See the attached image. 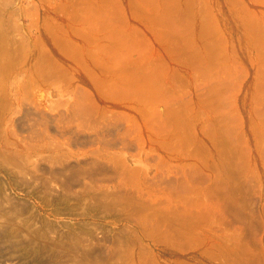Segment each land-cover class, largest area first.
Segmentation results:
<instances>
[{
    "label": "rangeland",
    "instance_id": "rangeland-1",
    "mask_svg": "<svg viewBox=\"0 0 264 264\" xmlns=\"http://www.w3.org/2000/svg\"><path fill=\"white\" fill-rule=\"evenodd\" d=\"M0 5V264H264V0Z\"/></svg>",
    "mask_w": 264,
    "mask_h": 264
},
{
    "label": "bare ground",
    "instance_id": "bare-ground-1",
    "mask_svg": "<svg viewBox=\"0 0 264 264\" xmlns=\"http://www.w3.org/2000/svg\"><path fill=\"white\" fill-rule=\"evenodd\" d=\"M0 6H1V5H0ZM2 10H3V9H2ZM3 13H4V12H3ZM2 17H4V16H2ZM1 20H2V19H1ZM3 21H4V20H3ZM3 30H4V29H3ZM6 30H7V29H6ZM8 44H9V42H8ZM60 159H62V158H60ZM16 167H17V166H16ZM65 169H66V167H65ZM20 172H21V171H20ZM98 172H99V171H98ZM63 174H64V173H63ZM85 174H86V173H85ZM85 174H84V175H85ZM19 176H20V175H19ZM71 180H73V179H71ZM24 181H25V180H24ZM27 183H28V182H27ZM96 189H98V188H96ZM4 190H6V189H4ZM4 193H5V192H4ZM6 194H7V193H6ZM6 194H5V195H6ZM72 194H73V193H72ZM63 196H64V195H63ZM97 197H98V196H97ZM108 197H109V196H108ZM4 198H5V197H4ZM9 198H10V197H9ZM1 199H2V198H1ZM1 199H0V200H1ZM7 199H8V198H7ZM97 200H98V199H97ZM100 200H101V199H100ZM102 200H103V199H102ZM102 200H101V201H102ZM5 201H6V200H5ZM65 201H66V200H65ZM91 201H92V200H91ZM95 201H96V200H95ZM103 201H105V200H103ZM107 201H108V200H107ZM93 202H94V201H93ZM98 202H99V201H98ZM105 202H106V201H105ZM105 202H104V203H105ZM6 203H7V202H6ZM102 203H103V202H102ZM88 205H89V204H88ZM15 206H16V205H15ZM92 206H93V205H92ZM102 206H103V205H102ZM22 207H23V206H22ZM96 207H97V206H96ZM19 208H20V207H19ZM23 208H24V207H23ZM15 209H16V207H15ZM107 209H108V208H107ZM21 210H23V209H21ZM92 210H93V209H92ZM95 210H96V209H95ZM0 211H1V210H0ZM99 212H100V211H99ZM103 212H104V211H103ZM19 213H20V212H19ZM2 214H3V212H2ZM4 214H5V212H4ZM8 215H9V214H8ZM3 216H4V215H3ZM16 216H17V215H16ZM0 217H1V216H0ZM18 218H19V217H18ZM18 218H17V219H18ZM0 219H1V218H0ZM1 220H2V219H1ZM19 220H20V219H19ZM15 225H16V224H15ZM6 226H7V225H6ZM10 226H11V225H10ZM11 227H12V226H11ZM48 227H49V226H48ZM24 229H25V228H24ZM39 233H40V232H39ZM33 236H34V235H33ZM47 236H48V235H47ZM70 236H71V235H70ZM182 236H183V235H182ZM182 236H181V237H182ZM22 237H23V236H22ZM53 237H54V236H53ZM66 237H67V236H66ZM171 237H172V236H171ZM174 237H175V236H174ZM181 237H180V238H181ZM9 238H10V237H9ZM20 238H21V237H20ZM67 238H68V237H67ZM64 239H65V238H64ZM70 239H71V238H70ZM168 239H169V238H168ZM76 240H77V239H76ZM81 240H82V239H81ZM166 240H167V239H166ZM169 240H170V239H169ZM171 240H172V239H171ZM171 240H170V241H171ZM11 241H12V240H11ZM66 242H67V240H66ZM184 242H185V241H184ZM40 243H41V242H40ZM46 243H47V242H46ZM61 243H62V242H61ZM61 243H60V244H61ZM44 244H45V243H44ZM50 244H51V243H50ZM65 244H66V243H65ZM4 246H5V245H4ZM20 246H21V245H20ZM75 246H76V245H75ZM93 248H94V247H93ZM88 249H89V248H88ZM46 251H47V250H46ZM50 251H51V250H50ZM63 252H64V251H63ZM65 252H66V251H65ZM67 254H69V253H67ZM63 255H64V254H63ZM107 256H109V255H107ZM72 257H73V256H72ZM74 257H76V256H74ZM93 257H94V256H93ZM93 257H92V258H93ZM109 257H110V256H109ZM77 259H78V258H77ZM82 259H83V258H82ZM56 261H57V260H56ZM60 261H61V260H60ZM92 261H93V260H92ZM78 262H79V261H78ZM85 262H86V261H85ZM95 262H96V261H95ZM97 262H98V261H97ZM61 263H62V262H61ZM87 263H88V261H87ZM104 263H105V262H104ZM95 264H96V263H95ZM98 264H99V263H98Z\"/></svg>",
    "mask_w": 264,
    "mask_h": 264
}]
</instances>
